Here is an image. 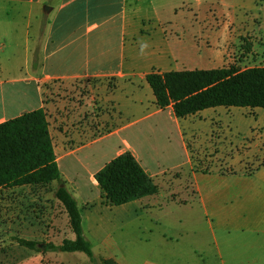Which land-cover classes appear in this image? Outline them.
I'll return each mask as SVG.
<instances>
[{
    "label": "rangeland",
    "instance_id": "1",
    "mask_svg": "<svg viewBox=\"0 0 264 264\" xmlns=\"http://www.w3.org/2000/svg\"><path fill=\"white\" fill-rule=\"evenodd\" d=\"M69 1L71 6L66 5L55 19L61 5V1H56L55 11L45 17L47 24L44 20L43 30L52 22L55 32H60V36L50 44L53 50L57 46L56 55L108 53L113 61H109L106 69V72H110L117 67V59L113 58L115 53H121L122 45L125 44V70L135 73V76L133 84L108 78L78 81L72 86L61 82L47 85V102L54 106L53 112L47 113V118L54 133L60 131L68 136L72 127L85 132L90 129L93 138L111 132L126 119L135 120L141 117L142 108L150 106L154 101L146 76L153 71L160 70L164 73L168 70L167 58L163 55L154 56L153 53H169L165 41L175 35L181 36V53L186 55L176 69L210 70L236 66L244 70L264 67V0L161 1L155 3L158 12L153 10L150 0H146L140 4L139 13L130 17L124 37L125 43L120 27L122 5L119 0H114L115 4L101 14L95 12L88 16L80 15L74 26L66 25L68 8L87 0H65L63 4ZM105 1L90 0L92 5H101ZM175 4H178V10L174 15L168 8ZM46 7L52 8L50 5ZM38 12L43 14L45 10L43 8ZM28 15V12L19 14L12 11V18L20 21H24ZM160 18L171 22L172 26L165 25L161 28L158 22ZM21 29L23 31L25 27ZM64 29L69 30V33L63 35ZM47 32L46 30L42 44L46 41ZM21 36L15 43L20 46L18 51L15 50L16 53H0L1 64L11 71L2 74V77L17 76L19 72L16 69H24L26 62L32 57V53H25L26 47H33L32 41L26 43L23 32ZM40 46L38 43L37 52L34 53L37 60ZM153 66H161V69H152ZM11 88L12 86H7L4 92L6 98ZM132 95L137 101H142L144 106L129 109ZM100 97L104 101L107 97L103 106L97 104L96 108L81 114L80 119L75 117L76 112L79 113L88 100L96 104ZM181 120L189 148L190 165H178L182 161V152L174 139H168L174 130L169 112L154 120V123L159 121L163 131L154 129L155 124L149 128L146 123H139L128 132L136 140V134H141L140 149L152 151L156 157L161 158V167L170 168L155 179L160 188L156 199L163 205V210L158 211V207L153 214H147L144 219L146 226H150L151 219L165 222L166 219L171 221L169 215H172V218L183 215V208L174 207L171 203L167 207L165 205L170 201L184 204L189 197H193L196 193L193 174H248L264 163V109L221 107L205 110L197 116ZM116 139H103L95 146L82 150L78 156L81 162L79 167H97L99 163L95 161L98 155L104 149L115 146ZM87 175L84 186L94 197L96 190ZM58 186L59 183L54 182L45 187L0 190V264H94L84 253H38L18 243V239H25L45 245H60L64 239L75 238L67 213L55 196ZM79 209L84 216V228L88 226L86 216L89 214H93V217L100 221L113 220L110 224H99L96 228L97 234L93 237L88 235L87 238L99 264H138L134 259L135 243L139 236L137 228L129 226L120 229L115 226L116 213L123 208L113 210L114 212L101 207L91 210V207L86 209L83 203L79 202Z\"/></svg>",
    "mask_w": 264,
    "mask_h": 264
},
{
    "label": "crops",
    "instance_id": "2",
    "mask_svg": "<svg viewBox=\"0 0 264 264\" xmlns=\"http://www.w3.org/2000/svg\"><path fill=\"white\" fill-rule=\"evenodd\" d=\"M56 1H61L59 11L55 16L57 19L66 5L71 6L70 1L63 4L65 0H0V53H16L20 46L15 43L21 39L22 32L25 42L28 43L31 40L33 43L32 48L27 49L26 47L25 50V53H32V57L26 62L24 69H16L19 72L17 76L2 77V74L10 70L3 67L0 62V124L39 109H44L46 114L52 113L54 106L47 102V85L55 82L72 86L78 81L114 78L116 81L120 80L124 83L133 84L135 73L125 70L127 64L125 44L122 45L121 53H115L113 58L117 59V67L115 70L111 69L110 72H106V69L109 61L111 63L113 61L109 58L108 53H63L60 56L56 55L57 46L53 50L50 44L60 36V32H55L52 22H49V27L45 26L43 30L45 17L50 16L55 11ZM145 1H118L122 5L120 27L124 43L130 17H135L139 13L140 4ZM161 1L172 0H150L154 11L158 12L155 3ZM114 4V0H106L104 4L92 5L90 0H87L85 3L69 7L66 13L68 16L65 21L66 25L74 26L79 21L80 15L88 16L95 12L101 14L108 11L109 7ZM47 5L52 7L50 12L45 10ZM176 5L178 4L168 8L170 13L174 15L178 10ZM43 8L45 10L43 14L38 12ZM12 11L19 14L28 12L29 15L24 21H20L12 18ZM158 22L161 28L165 25L172 26L171 22L162 18ZM174 26L176 28L177 24ZM21 27H25V29L22 31ZM46 30L48 31L45 37L46 41L42 44ZM176 31L178 30L176 29ZM65 33H69V30L64 29L63 35ZM38 43L41 44L39 60L34 56V53L37 52ZM165 46L169 53H153L154 56L163 55L167 58L169 64L167 65L168 70L165 72L184 71L176 69L186 57V55L183 56L184 53H181V36L170 37L165 41ZM155 68L161 69V66L152 67V69ZM157 72L163 73L160 70ZM5 78L7 79L5 80ZM7 86H12V88L6 98L4 92H6ZM106 100L107 97H105ZM105 101L101 97L96 104L88 100L81 107L79 113L76 112L75 117L80 119L81 114L96 108L98 105L103 106ZM115 105L119 109L116 102ZM143 106L142 101H137L133 95L131 96L129 109L133 110L135 107L141 108ZM141 111V117L135 120L126 119L124 123L116 125L111 132L93 138H91L92 131L90 129L85 132L72 127L69 135L66 136L60 131L54 133L50 127L58 166L67 182L68 189L75 195L78 203L82 202L86 209L91 207V210L97 207L108 208L110 211L123 208L116 213L115 226L120 229L129 226L137 228L139 236L135 243L134 259L138 264H264V163L248 174H193L196 193L193 197L188 198L187 203L180 204L177 201L167 202L166 205L163 203L166 207L171 203L174 207L179 206L184 209L183 215H179V217L172 218V215H169L171 221L166 219L165 222H161L159 219H151L150 226L145 225L144 219L147 214H153L158 210V207H160L158 211L163 210V205H160V201L158 202L156 199L157 195L118 207H112L107 203L95 180V175L114 158L131 152L146 173L154 180L170 169L165 166L161 167V158L156 157L152 151L140 149L141 134H136V140L134 136H131V133H128L139 123H146L149 128L155 124L154 129L163 131V128H160L158 124L159 121L154 123V120L159 115L169 112L174 130L171 131L173 133L168 139L169 141L174 139L182 152V161L178 165L191 164L182 120L175 117L172 107L161 110L156 107L154 98L152 104L143 107ZM121 113L123 114V112ZM112 137L117 138L116 144L104 149L98 155L95 161L99 163L97 167L92 169L85 166L79 167L78 164L81 162L78 156L82 150L95 146L103 139ZM154 141L155 139L152 140V142ZM86 174H88L87 178L96 190L94 197L88 193L84 186ZM151 217L149 216V218ZM82 218L84 225L83 215ZM86 219L88 226L83 227L86 238L88 235L93 237L97 234L96 228L99 224L113 223V220L110 219L100 221L94 218L93 214L87 215Z\"/></svg>",
    "mask_w": 264,
    "mask_h": 264
},
{
    "label": "trees",
    "instance_id": "3",
    "mask_svg": "<svg viewBox=\"0 0 264 264\" xmlns=\"http://www.w3.org/2000/svg\"><path fill=\"white\" fill-rule=\"evenodd\" d=\"M146 82L156 106L161 110L172 107L177 119L221 107L264 109V67L153 71L146 76ZM95 180L112 207L158 195L160 189L131 152L111 160L96 173ZM54 182L59 183L55 196L67 213L75 238L64 239L60 245L25 239H18V243L38 253H84L92 263L99 264L84 235L78 200L58 166L45 110L28 112L0 124V190L45 187Z\"/></svg>",
    "mask_w": 264,
    "mask_h": 264
},
{
    "label": "water",
    "instance_id": "4",
    "mask_svg": "<svg viewBox=\"0 0 264 264\" xmlns=\"http://www.w3.org/2000/svg\"><path fill=\"white\" fill-rule=\"evenodd\" d=\"M45 10H46L47 12H50V11H51V8H49V7H45Z\"/></svg>",
    "mask_w": 264,
    "mask_h": 264
}]
</instances>
